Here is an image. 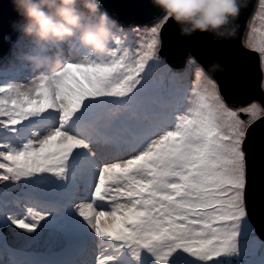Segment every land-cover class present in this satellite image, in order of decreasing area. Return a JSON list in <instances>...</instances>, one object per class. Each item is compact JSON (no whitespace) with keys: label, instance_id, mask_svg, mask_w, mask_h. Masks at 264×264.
Segmentation results:
<instances>
[{"label":"snow or ice","instance_id":"snow-or-ice-1","mask_svg":"<svg viewBox=\"0 0 264 264\" xmlns=\"http://www.w3.org/2000/svg\"><path fill=\"white\" fill-rule=\"evenodd\" d=\"M163 15L117 24L104 59L66 45L51 74L0 77V264H264L248 206L264 0L239 89L195 54L173 64Z\"/></svg>","mask_w":264,"mask_h":264},{"label":"clouds","instance_id":"clouds-1","mask_svg":"<svg viewBox=\"0 0 264 264\" xmlns=\"http://www.w3.org/2000/svg\"><path fill=\"white\" fill-rule=\"evenodd\" d=\"M12 4L20 17L12 27L27 42L21 58L41 75L64 65L66 45L87 49L95 59L108 56L118 21L103 9L102 0H12ZM152 4L164 14L158 27L171 19L181 36L211 33L219 41L235 36L247 0H152ZM211 70L224 67L217 61Z\"/></svg>","mask_w":264,"mask_h":264},{"label":"water","instance_id":"water-1","mask_svg":"<svg viewBox=\"0 0 264 264\" xmlns=\"http://www.w3.org/2000/svg\"><path fill=\"white\" fill-rule=\"evenodd\" d=\"M258 0H247L251 7L244 8L239 17L240 37L227 40L214 39L211 33L196 32L191 36L180 35V28L170 22L164 29L163 54L173 63L180 64L187 54H195L204 64L219 62L224 67L217 82L226 88L239 89L244 77L245 59L257 54L243 47L242 40ZM103 9L125 26L133 22L144 23L155 16L159 8L152 0H102ZM20 17L14 10L12 0H0V62L10 52L14 40L20 34L12 27ZM239 103L243 97L236 95ZM248 206L251 219L259 225V234L264 238V145L259 136L252 147L251 173L248 188Z\"/></svg>","mask_w":264,"mask_h":264},{"label":"rangeland","instance_id":"rangeland-1","mask_svg":"<svg viewBox=\"0 0 264 264\" xmlns=\"http://www.w3.org/2000/svg\"><path fill=\"white\" fill-rule=\"evenodd\" d=\"M258 4V2H257ZM255 14V10L253 12V15ZM111 17H113L114 19H116L118 21V24L121 25V26H124V27H127L125 25H123L122 23L119 22V20L117 18H115L114 16H112L111 14H109ZM252 15V16H253ZM251 21V18L250 20L248 21V24H247V27H246V30H245V33H244V36H243V39L246 38V33H247V29H248V26H249V23ZM139 24H142V23H138V22H133L132 24L130 25H139ZM128 25V26H130ZM20 41V44L23 45V38H21V36H19V38H16L14 40V43L12 45V48L10 50V56L5 60L3 61L2 63H0V77H3L5 79H7L9 76L6 75V73L8 72L7 69L10 67V65H13V61L16 59V57L18 56V54L20 53V50H17L15 47H18V42ZM25 41V40H24ZM18 44V45H17ZM195 78L193 76V82H194Z\"/></svg>","mask_w":264,"mask_h":264},{"label":"trees","instance_id":"trees-1","mask_svg":"<svg viewBox=\"0 0 264 264\" xmlns=\"http://www.w3.org/2000/svg\"><path fill=\"white\" fill-rule=\"evenodd\" d=\"M22 44H23V45H21V44L19 43V45H18V46H21V47H22V49L20 50L21 52L25 51L26 48H27V42L24 41V39H23V43H22ZM18 57H19V56H18Z\"/></svg>","mask_w":264,"mask_h":264},{"label":"bare ground","instance_id":"bare-ground-1","mask_svg":"<svg viewBox=\"0 0 264 264\" xmlns=\"http://www.w3.org/2000/svg\"><path fill=\"white\" fill-rule=\"evenodd\" d=\"M17 50H21L22 47L21 46H18V47H15ZM9 57V56H8Z\"/></svg>","mask_w":264,"mask_h":264}]
</instances>
